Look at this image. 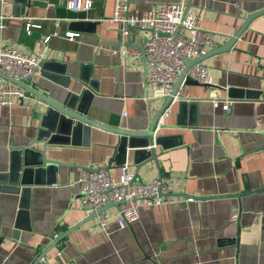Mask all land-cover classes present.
I'll list each match as a JSON object with an SVG mask.
<instances>
[{
	"label": "crops",
	"instance_id": "crops-1",
	"mask_svg": "<svg viewBox=\"0 0 264 264\" xmlns=\"http://www.w3.org/2000/svg\"><path fill=\"white\" fill-rule=\"evenodd\" d=\"M92 1L91 10L76 12L70 0H6L0 49L41 57L31 85L45 96L108 127L148 131L165 99L146 86L143 64L125 53L151 33L110 23L113 0ZM131 3L141 12L182 4L201 18L216 34L202 61L209 83L188 86L192 102L172 103L152 133L158 159L144 164L130 145L117 152L121 137L101 129L81 127L56 145L36 140V110L47 107L33 95L0 106V264L40 257L37 264H264V14L230 51L213 53L245 18L264 10V0ZM122 161L145 184L162 178L175 202L142 205L139 220L124 228L117 224L119 206H110L103 228L81 207L79 178L103 164L118 179Z\"/></svg>",
	"mask_w": 264,
	"mask_h": 264
},
{
	"label": "built area",
	"instance_id": "built-area-1",
	"mask_svg": "<svg viewBox=\"0 0 264 264\" xmlns=\"http://www.w3.org/2000/svg\"><path fill=\"white\" fill-rule=\"evenodd\" d=\"M5 2L0 0L1 5ZM92 7V0H70L68 4V9L76 12L89 11ZM108 21L119 24L122 29L129 27L143 32L153 30L167 34V37L151 34L142 44L143 52L132 47L125 53L128 58L143 64L148 74L146 86L154 89L155 97L160 99L170 95L187 63L204 57L207 48L215 43L216 34L202 27L199 16L185 14L182 4H162L141 12L136 5H132L131 0H113V12ZM27 30L29 33V26ZM67 36L72 37L73 34L68 33ZM41 63L39 55H28L16 47L5 46L0 49V72L9 80L8 83L0 82V106L14 107L25 98L24 89L11 81H28L36 75ZM187 80L201 85L209 83L207 66L200 62L186 71L178 91L160 116L156 127L163 125L172 103L190 101ZM219 104L213 101L214 107ZM229 108L230 104L226 102L223 110L228 111ZM79 186L83 211L87 217L96 215L103 228H106L107 219L98 212L108 202L119 206L117 224L121 228L132 226L139 220L142 205L154 207L175 202L172 189L162 178L145 184L129 172L126 164L120 167L118 179L103 164L93 170L85 169L79 178ZM192 201L188 199V202Z\"/></svg>",
	"mask_w": 264,
	"mask_h": 264
},
{
	"label": "water",
	"instance_id": "water-1",
	"mask_svg": "<svg viewBox=\"0 0 264 264\" xmlns=\"http://www.w3.org/2000/svg\"><path fill=\"white\" fill-rule=\"evenodd\" d=\"M188 13H189V9H188V7H186L185 8V14H188ZM263 14H264V10L258 11L256 13L248 16L247 18H245L243 26L241 27L239 32L234 35V37L231 39V42L225 44L224 46H222L218 49H215L213 53L219 54V53H224V52L230 51L233 48V44H234L235 40L242 38L243 33L247 30V28L249 27L251 22ZM126 29H128V31H129V30H136L137 28L127 27ZM150 33L151 34L156 33L157 36H159V37H167V34L162 33V32H155L152 30V31H150ZM129 46H131V48L132 47L137 48L143 52L142 45H136V44L131 45V44H129ZM204 59H205V56L202 58H198L196 60H191L187 63L184 73L179 77V79L175 83L174 88L171 91L170 95L165 99V101H164L162 107L160 108L159 112L157 113V115L152 120L148 131H142V132L129 131V130L121 129V128H112V127H108L106 125H103L101 123H98L92 119H89L86 116V113H84L80 109L77 110L76 108L71 106L70 103H68V101H65L63 103H59V102L53 100L52 98L45 96L42 92H40L39 90L34 88L31 85V81H32L33 77H31L26 82H22V81H11V82L24 89L25 97H29L30 95H33L36 97V99L39 102H42L47 107V109L45 111L36 110L38 115H39V124L37 127L36 140L42 141V142L47 140L48 145H56L59 142H62L64 140L69 139V137L74 136L76 131L78 129H80L81 127L86 128L88 130L91 128L101 129L104 131H108L111 133L118 134L121 137V139H120V146H119V148L116 149L117 152L121 151L122 149L123 150L127 149L128 145H130L129 146L130 148L135 149L134 154H135L137 163L142 164L143 162H147V160L149 162L157 161L158 154H157L155 148L152 147L154 145V142L152 140V133L156 129L157 122H158L160 116L162 115V113L164 112V110L166 109V107L172 102L173 96L178 91V88H179L180 84L182 83V81L185 77L186 71L192 65H194L196 63H200ZM83 68H90V65H84ZM0 79L8 80L1 72H0ZM82 81H83V79H82ZM89 81H90V79L86 80V81L84 79L85 83H89ZM186 84H187V86H189V85L198 84V83L195 81L187 80ZM62 85L65 88H67L68 82L62 83ZM190 102H192V101H180V103L182 105L185 103H190ZM136 139H144V141H143V143L139 144V143H135ZM28 150H29L28 148L25 149V151H28ZM20 151L22 152V150H20ZM42 152H44V151H42ZM46 161H47V159H46ZM124 164H125L124 161L119 163L120 166H122ZM89 170H93V168H89ZM20 172H21V169L19 170V173ZM24 172L25 171H23V173ZM11 189L16 191L17 194H21V195H23L26 192L25 189H20V188H11ZM116 205L117 204L108 202L107 205L105 207H103L98 213H103L108 207L116 206ZM95 216L96 215H93L92 217H95ZM79 226H81V224H79L75 227H72L70 229V231L78 228ZM41 258H43V257H40L38 259V261L34 264H37Z\"/></svg>",
	"mask_w": 264,
	"mask_h": 264
}]
</instances>
